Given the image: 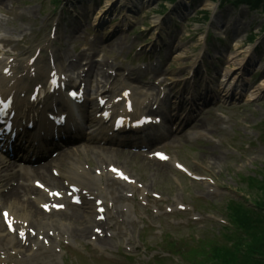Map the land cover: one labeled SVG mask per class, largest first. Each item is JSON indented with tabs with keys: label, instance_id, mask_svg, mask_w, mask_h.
Returning <instances> with one entry per match:
<instances>
[{
	"label": "rangeland",
	"instance_id": "374dc122",
	"mask_svg": "<svg viewBox=\"0 0 264 264\" xmlns=\"http://www.w3.org/2000/svg\"><path fill=\"white\" fill-rule=\"evenodd\" d=\"M16 2L17 4H15L14 6L15 7L17 6L16 7L17 9L14 11L12 15H8V14L2 15L1 17L2 18V23H1L2 29L6 28L7 30L8 29L18 30L21 27L20 24L24 23L21 20L26 21V19H27V23H24V24L27 27L29 25L39 26L37 28L40 29L41 24L38 22V20L41 18L42 15L37 16L35 14V16L32 17V11H25V10L33 7L34 10H39L42 13L44 9H49V7L52 6L51 1H49L47 4H44L45 3L44 0H17ZM208 3H210V1L208 2L206 1V5H208ZM205 6H203V1H199L197 4V8L199 10H203L202 8H204ZM87 9H89V6ZM21 10L22 11L24 10L25 12H27V14H29L30 17H26V19L24 17H20L21 19L20 20L19 14L22 12ZM163 10H164L163 5L162 3H160V1L151 3V4H146L145 6H143L142 12L140 14L135 15L134 22L140 28L148 27L150 24L154 22V19L156 18L155 15H161L163 13L162 12ZM81 13L83 14L86 20L90 18L91 22H94L96 14L94 13L92 15L93 12L91 11V9L89 10L85 9ZM3 18H5V20H3ZM13 19H15L14 22L12 21ZM199 19H200L199 15L195 17H191V19L187 20V22L185 21L186 23L184 27L182 29L180 28V31L178 32V36L176 38L177 49L174 53L173 58L170 60L172 62L171 63L172 67H175L179 64H185L190 61L189 59H186L183 56L185 55L184 53L186 52V50H193L197 47L196 39L195 38L191 39L190 34H194L197 31V29L195 28L200 27L197 25L199 24L198 23ZM121 20H122L121 12H115V15L111 18L110 17L104 18V25L99 30V41L97 42L98 49L104 50L106 52L115 51L116 47L114 46V44L120 38V36H118L119 35L118 33H114V28L116 29L119 26V24L121 23ZM251 27L252 29H254V26H251ZM82 30L83 28H81V30L77 32L75 35H73L71 37L72 39L69 38V44H70L69 49L74 47L73 43H76L75 47H76V50H78L79 46L81 45V40L83 39V35H84V32ZM25 44L27 47L32 45L30 42H28V40H26V43L22 42L20 45L24 46ZM229 44L230 43H228V45ZM241 45H242L241 37L238 36L237 38H235L232 44V48L237 52V56L241 58L242 60L243 50H241V47H240ZM259 54H261V52ZM177 57L178 59H176ZM227 57H228L227 54L223 56V61H221V64H220L221 70L223 71L225 69L228 70L229 66H231L229 65V62L225 63V61H228ZM259 61H261V58H259ZM252 74L253 73L250 72L246 76V82L247 83L252 82L250 86H252L254 83V86L257 87L258 84H261L263 81H261V79L255 75L251 76ZM217 77L220 79L221 74L217 73ZM248 88H249V85L245 88V90ZM219 105L221 108H224L226 106V104L224 105L221 102L219 103ZM231 108H233V110L230 111L229 114L233 117V121L229 122L227 124V127L231 128L232 130L236 132H239V135L237 137H230V135L227 133H225L224 135V133L221 134L218 132L223 145L215 148V150L220 154L221 158H224L223 161H219L224 164L223 165L221 163V170H219L221 172V178L223 179V181L229 184H233L237 188H241L242 186L241 175L242 174L243 175L253 174L255 170V166L259 167V166L264 165V143L263 142L254 143L251 147V150L245 153L252 160V162H250L249 164L244 163L240 155L229 152L226 149L224 143H226V141H229V140H234L235 144L244 142L243 139L254 140L255 137L251 136L250 133H243L244 129L239 124L247 123V124L253 125L255 122H257L262 117L263 112H264V106L262 107L243 106V107H235V108L231 107ZM210 121H211L210 122L211 124L215 123V121H212V120ZM218 123H220V121ZM201 152L203 153L202 147L198 148V150L190 151V154L194 157H197L202 162H204L203 158L201 157L202 155ZM179 156L183 159V161L189 166V168L192 171H195V165L193 161L188 159L187 155L184 154V150L179 152ZM81 158L84 159V156ZM205 159H206L205 160L206 162H209V158H205ZM134 163L137 164L136 170L138 172L137 175L141 177L140 180L141 181L143 180L150 187L156 189L157 191L163 194L178 193V191L182 189L184 190L185 193L188 191L193 193L194 191L198 190L197 186H200V184H198L197 182L190 181L185 174H182V173L175 174V173H172L170 169H167V170L164 169L163 166L162 168L161 167L157 168L156 164L148 163L144 160L138 159L137 157H130L128 166L134 169ZM175 178H177V180ZM211 202L214 203L212 208L215 211L225 213L224 206L228 202V199L214 198L210 201V203ZM167 223L171 227V222L169 221V219L167 220ZM195 228L198 230L207 231L208 234H211L213 232H219L220 230V227L218 226H214V228L211 227V229H209L208 224L203 225V226H197ZM180 232H182V230H180ZM113 245L116 246L115 242H113ZM149 260H152L151 255L143 256V261L148 262ZM99 264H114V263H111V261L102 260V262H100ZM122 264H126V263H122Z\"/></svg>",
	"mask_w": 264,
	"mask_h": 264
},
{
	"label": "bare ground",
	"instance_id": "6f19581e",
	"mask_svg": "<svg viewBox=\"0 0 264 264\" xmlns=\"http://www.w3.org/2000/svg\"><path fill=\"white\" fill-rule=\"evenodd\" d=\"M107 1L110 3L112 0H107ZM206 1L207 0H204L203 6L206 5ZM147 2H151V1H147ZM241 63L236 62V67H234V69L240 70L241 67L239 68V66H241ZM73 64H75V61L69 63L68 67L69 68L81 67L80 64H77V65H73ZM39 73L41 74L44 72L43 71L42 72H39V71L36 72V74H39ZM229 73H230V70H229V72H226L225 76H227ZM0 74L4 77L2 72H0ZM91 75L102 76L103 75L102 69H95L92 66H88V70L86 71L85 76L87 78L88 76H91ZM36 77H37V75L33 78L36 79ZM262 87L264 88V84ZM258 90H262V89L259 87L257 89V91ZM229 93L230 92L226 93V95L223 98H226L227 94H229ZM23 106H27L29 108L33 107L30 103H24ZM24 117H26V116L24 115ZM86 148L87 147H85L84 149L86 150V152H88L90 154V156H92L93 154H95L97 156L98 154H101L105 151L104 149H102L99 146L90 148V150H88ZM110 152H111V154L113 153L112 151H110ZM65 156H67V157L70 156V157L68 158V160H64V161L59 163V166L61 169V170H59V172H60L59 175L62 176L65 181H67V182L69 181V184H72L71 181H73V180L79 181V183L81 185H83L85 188H88L90 190V192L92 193V191L94 189V184H92L91 181H93V179H98L99 177L98 176L92 177L90 172L87 171L85 167H83L82 165H78V161L73 162V159H72V158H74V157H72L73 154L72 155L69 154V155H65ZM76 156L78 157V159L81 158L78 154H76ZM67 161H69V163H68L69 165L66 166ZM65 181H64V183H65ZM96 184L100 189L101 184L98 182H96ZM48 187H50V186H48ZM3 197H4L3 201H4V205H5L4 208L9 209L11 214H13L15 216L18 215V217L16 216V218L18 219L17 223L20 227V230H28L27 231L28 239L26 241H23V239H21L17 234H16V236H14L10 232L6 231V227L4 226L3 218L1 216L0 217V264H43V263L49 264L47 261H44L42 259L38 260V255H39L40 249L53 248V245L55 243L54 238L50 237V239H51L50 241H52V243H49L48 245L39 241L38 235H37L38 237L35 240V238L31 235V232L29 231V229L31 227L29 224L34 223V224H37L39 226V229H45L47 226L52 225V222L51 223L47 222L46 221V218H47L46 215L42 216L41 215L42 213L34 210L33 207H31V205L29 204V202L24 201L23 203H21L20 200H16L15 198H13V195H10L9 197H6L7 199H5V195L3 194ZM42 198L43 197L41 196L40 200H42ZM11 199L14 201H10ZM97 215H98V213L95 210V212H93V216H91V218L89 216L82 217L81 214H76L74 217H72V220H74V221H70L71 219H68V218L62 219L61 221H64L65 225L73 227V229H64L65 227L63 226V229L60 231L59 227L54 228V232H53L54 237H62L61 233L66 234L68 237H71L73 234L88 237L89 233H90L89 232L90 231V224L97 223V221H96ZM98 216H101V215L99 214ZM52 220L57 221L58 219H52ZM50 233H51V231L49 232V234ZM86 233H88V234H86ZM27 241H28V243H27ZM99 242H102V241L99 240ZM37 247H38V249H37Z\"/></svg>",
	"mask_w": 264,
	"mask_h": 264
},
{
	"label": "snow or ice",
	"instance_id": "6c2138e0",
	"mask_svg": "<svg viewBox=\"0 0 264 264\" xmlns=\"http://www.w3.org/2000/svg\"><path fill=\"white\" fill-rule=\"evenodd\" d=\"M4 216H5V218H7L8 217V213H4Z\"/></svg>",
	"mask_w": 264,
	"mask_h": 264
}]
</instances>
